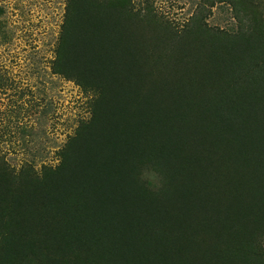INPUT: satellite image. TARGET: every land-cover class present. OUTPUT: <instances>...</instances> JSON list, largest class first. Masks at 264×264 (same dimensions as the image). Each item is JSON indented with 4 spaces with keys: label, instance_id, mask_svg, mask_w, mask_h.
<instances>
[{
    "label": "trees",
    "instance_id": "trees-1",
    "mask_svg": "<svg viewBox=\"0 0 264 264\" xmlns=\"http://www.w3.org/2000/svg\"><path fill=\"white\" fill-rule=\"evenodd\" d=\"M223 1L67 0L51 70L90 114L54 165L0 155V264H264V0Z\"/></svg>",
    "mask_w": 264,
    "mask_h": 264
},
{
    "label": "rangeland",
    "instance_id": "rangeland-1",
    "mask_svg": "<svg viewBox=\"0 0 264 264\" xmlns=\"http://www.w3.org/2000/svg\"><path fill=\"white\" fill-rule=\"evenodd\" d=\"M151 5L156 20L184 25L198 6L219 29L234 25L223 0H133ZM67 0H0V155L19 168L54 165L57 151L82 119L88 118L92 93L52 72ZM264 249V240H263Z\"/></svg>",
    "mask_w": 264,
    "mask_h": 264
}]
</instances>
